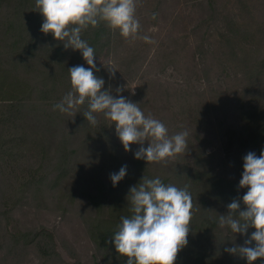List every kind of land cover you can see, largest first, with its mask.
Masks as SVG:
<instances>
[{
	"label": "rangeland",
	"instance_id": "374dc122",
	"mask_svg": "<svg viewBox=\"0 0 264 264\" xmlns=\"http://www.w3.org/2000/svg\"><path fill=\"white\" fill-rule=\"evenodd\" d=\"M15 3L0 0V28L28 20L20 43L27 51L3 65L25 85L14 105L0 102V264H126L113 239L96 235L93 221L110 220L112 200L127 203L144 171L149 179L188 185L192 196L188 243L174 264H248L225 249L243 246L255 230L242 235L218 226L243 173V145L223 133L240 125L243 108L264 109V0H138L135 39L106 22L82 31L104 77L102 90L138 103L169 136L188 132L187 148L167 164L136 159L138 144L125 151L103 113H94L95 126L83 116L87 102L73 114L53 109L71 89L68 68L90 66L79 50L40 31L34 9L20 14ZM7 40L0 50L14 42ZM124 165L114 187L110 174ZM105 193L113 199L101 207Z\"/></svg>",
	"mask_w": 264,
	"mask_h": 264
},
{
	"label": "clouds",
	"instance_id": "9594fccd",
	"mask_svg": "<svg viewBox=\"0 0 264 264\" xmlns=\"http://www.w3.org/2000/svg\"><path fill=\"white\" fill-rule=\"evenodd\" d=\"M137 3L138 0H35L36 10L44 17L40 31L51 32L64 43L65 49L79 50L90 66L68 68L71 89L53 109L73 114L74 109L87 102L88 110L83 116L95 126L94 113H103L115 123L125 151L131 150V144H138L140 147L134 153L136 159L167 164L169 158L187 148L188 132L169 136L165 124L150 115L146 117L138 103L102 90L105 81L93 71H99L94 62V49L81 38L83 30L103 21L110 28L118 29L124 38L135 39L141 27L136 17ZM156 15L153 13V19ZM141 39L153 42L147 35ZM110 75L115 76V69L110 68ZM145 141H148L147 147H144ZM243 159L239 186L248 189L242 197L246 208L240 210V201L233 199L227 205V214L219 215L218 226L227 225L233 233L242 235H247L249 227L255 229L243 246L225 249L252 264L257 258H264V149L259 156L250 151ZM126 171L124 165L110 174L114 187L125 177ZM127 200L131 215L120 217L113 235L117 253L128 258L126 264H174L178 252L188 243L193 208L188 185L178 188L164 184L159 177L143 176L139 184L130 187Z\"/></svg>",
	"mask_w": 264,
	"mask_h": 264
},
{
	"label": "trees",
	"instance_id": "16d2710c",
	"mask_svg": "<svg viewBox=\"0 0 264 264\" xmlns=\"http://www.w3.org/2000/svg\"><path fill=\"white\" fill-rule=\"evenodd\" d=\"M4 0H1V2H3ZM7 1V0H5ZM13 1V0H12ZM15 8L18 9V13L19 11L21 12L20 14H22V12L24 11V14L26 12L31 11L32 9H34V12L38 14V17H36V19L32 18L33 20H35L36 22V26L40 27V25L43 23V15L36 10V4H35V0H15ZM11 3V2H9ZM30 18V17H29ZM31 19V20H32ZM24 22V20H22ZM27 21H25L24 23H21L20 20L15 22H10L8 23L9 25H7V27H1L0 28V45L4 46L2 43H5L4 41H7V38L10 40H13L14 42H11L10 44L7 45L6 49L4 50H0V102L1 101H7L9 102V105H14V101H16V96L15 94L17 93H21L23 92V85H21V83L19 82L18 78L15 76H8V73L6 72V66L5 68L3 67V65H6L5 62V58L7 56H12V54H17V56H20V52L22 51V49H24L22 51V53L26 52L27 50H25V46H21V40H23L24 38L23 36V32L25 31V27L27 25ZM100 23H104L103 21H101ZM24 24V25H23ZM201 26L203 24H200ZM23 26V28H22ZM22 28V29H21ZM32 27H28L27 30H30ZM25 33V32H24ZM60 45V44H59ZM59 45H57L56 51L59 53L62 52V48L59 47ZM22 48V49H21ZM27 48V47H26ZM57 54V53H55ZM26 58V56H25ZM15 67V66H14ZM96 71V70H95ZM101 71H96L95 74H99V76L97 77H101ZM62 78H66L64 76H62L60 79ZM104 78V77H103ZM14 79V80H12ZM22 103V102H21ZM252 108V107H251ZM230 131L229 132H225L223 133V137H231V141H234L236 139H238L239 142L242 143V150L240 152V159L242 160V166H241V171H243V164H244V159L243 157L248 153V152H255V154L257 156L260 155L261 150L264 149V109L261 108H252V109H247L246 107L243 108L241 110L240 113V125L236 126H232L230 127ZM236 138V139H234ZM43 150V149H42ZM228 152V150H227ZM59 156L60 158H64L63 157V153L61 150H58ZM59 159L60 163L62 162V160ZM140 163H137L136 165L139 166ZM143 167H141L142 169ZM149 177L148 174H146V172L144 171L142 173V176L139 177L138 182H136L137 185L140 180L142 179V177ZM200 178H203V175H200ZM203 181L205 183H210L211 179L207 177V175H204ZM161 181L168 185L167 181L161 179ZM222 182L224 183L225 181L222 180ZM221 182V183H222ZM211 184H213L211 182ZM216 183H214V186ZM247 187H240L238 184V187L236 188V192H235V197L234 199H237L240 201V205L241 208L244 210L246 208V205L243 203L242 201V197L244 194H246L247 192ZM112 191V190H111ZM108 194H113V193H108ZM106 193L103 195L105 196ZM105 196V199L101 198L102 203H99V206L104 207L110 200H112L113 198L111 197V199H109ZM112 207H111V215L109 216V218H111L110 220H106V221H93V225L95 226V230L96 235L97 236H102V238L108 237L110 239H113V235L114 233L117 231V225L120 223V217L121 216H130L131 213L129 211V205L128 202L127 203H121V202H117L112 200ZM115 218V219H114ZM253 230H255L254 228H252ZM103 241V239H102Z\"/></svg>",
	"mask_w": 264,
	"mask_h": 264
}]
</instances>
